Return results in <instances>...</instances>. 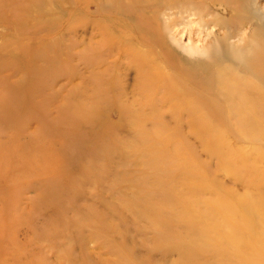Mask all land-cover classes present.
Instances as JSON below:
<instances>
[{
	"label": "rangeland",
	"instance_id": "rangeland-1",
	"mask_svg": "<svg viewBox=\"0 0 264 264\" xmlns=\"http://www.w3.org/2000/svg\"><path fill=\"white\" fill-rule=\"evenodd\" d=\"M0 264H264V0H0Z\"/></svg>",
	"mask_w": 264,
	"mask_h": 264
},
{
	"label": "bare ground",
	"instance_id": "bare-ground-1",
	"mask_svg": "<svg viewBox=\"0 0 264 264\" xmlns=\"http://www.w3.org/2000/svg\"><path fill=\"white\" fill-rule=\"evenodd\" d=\"M221 11H222V9H220ZM176 21V20H175ZM40 146V145H39ZM38 147V146H37ZM40 147H42V148H44V149H48V148H46V147H43V146H40ZM64 153H66L67 152V150H68V146L65 144V145H63L62 146V149H61ZM44 152H47V151H44ZM48 181H52V180H48V179H45L44 181H43V183L44 182H48Z\"/></svg>",
	"mask_w": 264,
	"mask_h": 264
}]
</instances>
